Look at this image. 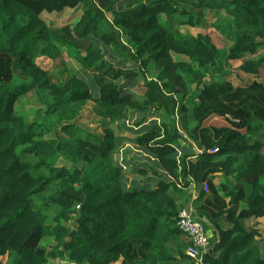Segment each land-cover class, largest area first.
Returning <instances> with one entry per match:
<instances>
[{"label": "trees", "instance_id": "trees-1", "mask_svg": "<svg viewBox=\"0 0 264 264\" xmlns=\"http://www.w3.org/2000/svg\"><path fill=\"white\" fill-rule=\"evenodd\" d=\"M73 10L63 26L42 18ZM171 21L201 32L167 29ZM262 48L264 0H0L5 264H264ZM64 55L81 69L53 82ZM150 63L157 74L147 79ZM30 92L31 121L18 109ZM86 108L102 134L77 126ZM126 141L154 158L158 170L139 172L167 179L154 189L120 181ZM97 159L111 171L88 178ZM189 202L214 230L201 261L176 224Z\"/></svg>", "mask_w": 264, "mask_h": 264}, {"label": "rangeland", "instance_id": "rangeland-1", "mask_svg": "<svg viewBox=\"0 0 264 264\" xmlns=\"http://www.w3.org/2000/svg\"><path fill=\"white\" fill-rule=\"evenodd\" d=\"M123 1L125 3L126 1H129V0H123ZM77 13H78V10L68 11L66 13H63V12L52 13V14L44 13V14H42V18L50 26H63V25L68 24V23H72V22L74 23L76 16H77ZM207 19L210 21V20H213L214 18L212 16L208 15ZM169 24H171V25L167 29H170V30H172L174 28H179L182 32H190L192 34H196L198 32H201V30L198 28L179 26V25H177V23L175 21H171V22H169ZM213 40H214V42L217 43L214 36H213ZM255 57L257 59L260 57L262 58V65L263 66L261 67V70H260V72H262V73L259 77L262 79L260 81H263L264 80V48L260 49L257 52ZM240 62L241 61H234L233 66L235 68H237L239 66ZM125 67H132V66L125 64ZM80 69H81V67L76 60L64 55L61 60L54 62L50 66L49 72L51 74V80L53 82H58V81L64 80L69 74H71L75 71H78ZM156 74H157V71L155 69L154 64L150 63V65L148 66V68L146 70V78L147 79L155 78ZM139 77H141V74L139 75ZM253 78L254 77L252 75H244L243 76V82H248V81L252 80ZM227 79L233 83V86H237L240 84V82H238L236 79H234V75H231V76L229 75ZM16 81H17V79H16ZM137 90L139 91L140 88L137 87ZM31 100H34L33 92L29 93L28 100H24V102L19 104V106H18L19 111H21V113H23L29 121H31L33 119V116H35V110L39 108V104L37 103V101H31ZM88 107H90V106H88ZM86 109L87 110H84L82 112V117H79L77 119V121H76L77 126L83 130L90 132V133L99 134L100 129L95 128V125H92V126L90 125V124H92L91 119L93 117V116H91V114L89 112L91 110V108H86ZM55 116H56V113H51L49 115V117H51L53 119L55 118ZM127 148H128V151H127L128 155H126V157L123 156L124 151H121L119 154L120 155L119 161L122 162L121 167L123 169L122 174L120 175V181H123L124 183L127 181V174H126L128 172V170H126L127 168H129L130 171L132 169L138 168L137 171L133 170L135 174L131 173L129 171L131 176H134L135 181L139 178L144 179L145 176L148 175V176H151V178H153V180L155 179V184H154V186H155L158 181L160 182L162 180H165L164 178L167 179V177L169 175L163 169H162L163 174H162L161 178H160V176L154 175L151 169L146 171L145 173L143 170L139 172V169L144 168V165H146V164L151 166L153 169L158 170L154 164L153 165L150 164L152 159H154V158L151 155H149L148 153H146L145 151H143L142 149L138 148L134 143L126 141V149ZM113 158L116 159V154L113 155ZM107 165L108 164L106 162H103L101 159H97L96 161L89 163L86 166L85 175L88 178L94 177V179L95 178L101 179V176H107L111 171L110 167H108ZM142 176H144V177H142ZM151 178H149L148 181ZM170 179H171V181H174L173 180L174 178L173 179L170 178ZM127 183H128L127 185L130 186L129 181H127ZM143 183H144V181H142L141 184L138 183V186L144 187V188H146L148 186H151V187L153 186L150 183L149 184H143ZM69 224L72 228L75 227L74 222H70Z\"/></svg>", "mask_w": 264, "mask_h": 264}, {"label": "built area", "instance_id": "built-area-1", "mask_svg": "<svg viewBox=\"0 0 264 264\" xmlns=\"http://www.w3.org/2000/svg\"><path fill=\"white\" fill-rule=\"evenodd\" d=\"M204 190L207 191V186L204 184ZM76 205V208H79ZM194 207L189 202L179 212L177 217V227L190 242L186 248V253L201 261V253L209 247V236L203 223L194 217ZM88 264V263H87Z\"/></svg>", "mask_w": 264, "mask_h": 264}, {"label": "crops", "instance_id": "crops-1", "mask_svg": "<svg viewBox=\"0 0 264 264\" xmlns=\"http://www.w3.org/2000/svg\"><path fill=\"white\" fill-rule=\"evenodd\" d=\"M90 125H91V126H92V125H95V128H97V129L99 128V129H100V132H99L98 135L102 134V131H103V128H104L102 121H100V120H96V121L92 122V124H90ZM96 134H97V133H96ZM127 155H128V154H127ZM119 157H120V156H119ZM126 170H128V172H127L126 174H127V181H129L130 185H133V183H135L136 186H138V183H140V184L142 183L141 178H139V179H137V180L135 181V180H134V176H131L130 172H131V173H134L133 170L130 171L129 168H127ZM129 171H130V172H129ZM134 174H135V173H134ZM149 178H151V176H148L147 181L144 182L143 184H149V183H150V184L153 185V186H152V187H151V186H148V187H146V188H148V189H154V188L156 187V185L154 186V184H155V179L153 180V178H151V179L148 181ZM219 179H220V177L217 175V176L214 178V181H215V182H218ZM127 181H126V182H127ZM127 184H128V183H127ZM184 191L187 192V194L189 195V197H190V201H192V200L196 197V192H195V190H194L192 187H190V188H189V187H186V188H184ZM242 207H243V204H242ZM256 221H257L256 226H257L261 231H263V224H264L263 219H262V218H257ZM223 226H224V227L227 226V223H225L224 221H223ZM206 232H207L209 238H211V237L214 235V230H213L211 227H209V229H207ZM184 237H185V236H184ZM185 238H186V237H185ZM257 239L259 240L260 245H261L262 249L264 250V243H263V241H264V233H262L260 236H258ZM6 261H7L6 258H4L3 255H0V263H1V264H5ZM57 263H58V264H64L65 262L57 261Z\"/></svg>", "mask_w": 264, "mask_h": 264}, {"label": "water", "instance_id": "water-1", "mask_svg": "<svg viewBox=\"0 0 264 264\" xmlns=\"http://www.w3.org/2000/svg\"><path fill=\"white\" fill-rule=\"evenodd\" d=\"M69 264H75V263H69Z\"/></svg>", "mask_w": 264, "mask_h": 264}]
</instances>
